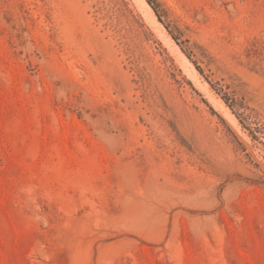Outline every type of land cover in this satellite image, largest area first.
Listing matches in <instances>:
<instances>
[{
    "label": "rangeland",
    "instance_id": "rangeland-1",
    "mask_svg": "<svg viewBox=\"0 0 264 264\" xmlns=\"http://www.w3.org/2000/svg\"><path fill=\"white\" fill-rule=\"evenodd\" d=\"M145 4L0 0V264H264V0Z\"/></svg>",
    "mask_w": 264,
    "mask_h": 264
},
{
    "label": "bare ground",
    "instance_id": "bare-ground-1",
    "mask_svg": "<svg viewBox=\"0 0 264 264\" xmlns=\"http://www.w3.org/2000/svg\"><path fill=\"white\" fill-rule=\"evenodd\" d=\"M139 1L141 2L140 10L143 13V15L145 16V18L147 19V21L149 23H151L152 25H155L158 27L159 25H158L155 17L151 13V11L146 7L145 0H139ZM165 37H166L167 41H169V42L171 41L166 35H165ZM177 52L183 57L184 65L187 68V70L191 73V75H194V74H192L193 68H192V64L190 63V61L186 57H184V55L178 49H177ZM196 83L199 84L198 81H196ZM215 101H216L217 105L219 106V108H221L222 110H225V107L221 101H219L218 99Z\"/></svg>",
    "mask_w": 264,
    "mask_h": 264
}]
</instances>
